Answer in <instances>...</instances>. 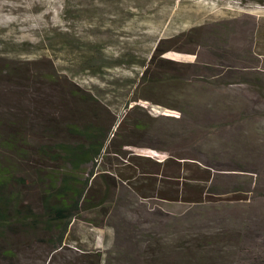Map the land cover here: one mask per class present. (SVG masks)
<instances>
[{
    "label": "rangeland",
    "instance_id": "374dc122",
    "mask_svg": "<svg viewBox=\"0 0 264 264\" xmlns=\"http://www.w3.org/2000/svg\"><path fill=\"white\" fill-rule=\"evenodd\" d=\"M14 5L23 10L7 16L10 30L22 27L16 19L44 21L30 41L0 32V119L19 127L32 156L66 122L116 130L137 108L128 118L150 129L125 125L92 192L97 202L109 185L112 201L83 212L61 251L40 230L8 235L0 264H87L97 252L127 264L119 256L139 238L152 264H264V92L252 82L264 79V0ZM183 117L199 123L191 151L175 136ZM169 157L182 162L178 176L162 174ZM26 202L38 203L35 191ZM182 246L194 255L175 252Z\"/></svg>",
    "mask_w": 264,
    "mask_h": 264
},
{
    "label": "trees",
    "instance_id": "16d2710c",
    "mask_svg": "<svg viewBox=\"0 0 264 264\" xmlns=\"http://www.w3.org/2000/svg\"><path fill=\"white\" fill-rule=\"evenodd\" d=\"M252 82H255L253 84L255 91L262 94L264 79L258 76ZM73 93L79 96L76 91ZM81 100L86 101V98ZM136 109L133 108L128 115L134 117ZM128 115L118 124L116 130L113 126L107 127L104 124H97L96 121L81 124L75 121L66 122L62 125L60 135L58 133L57 136L42 135L47 142L38 147L34 156L26 149V139L19 127L0 119V240L7 242L8 235L20 237L30 231L35 233L40 230L49 237L48 241L53 252L61 251L74 221L81 217L83 212L93 211L112 201L109 185L97 202L92 198V192L97 187L96 183L104 182L103 172L106 169H103V166L114 152L112 149L114 148L116 152L121 149L118 142L123 139L125 125H132L139 133L148 132L150 129L146 122L138 118L130 121ZM186 118L183 117L181 120L182 132L180 134L176 132L175 136L183 143L189 144L192 135H196L199 123L197 121L193 123L194 119L193 122L188 123ZM192 148L193 146L189 144L190 151ZM177 158L189 157L177 156ZM181 163L178 159L169 157L163 165H158L163 166V176L174 177L179 175ZM145 172V170L141 171V173ZM202 172L207 170L202 169ZM135 175L127 177L119 174L122 180L128 182H131ZM30 190L38 195V203L26 202V193ZM139 239H135L138 245L132 244L130 251L124 257L119 256L120 260L127 264L156 262L153 254L148 256V253L153 252L154 249L147 246L148 248L144 250ZM0 249L5 256L10 253L7 249ZM175 252L179 255L188 254V257L194 255L192 248L184 246L182 250L177 248ZM132 253H139L141 256L139 263L135 262ZM107 254L97 252L94 256L88 255L87 264H106L110 260ZM91 257L95 258L94 262ZM189 259L186 263H189ZM80 264L85 262L82 261Z\"/></svg>",
    "mask_w": 264,
    "mask_h": 264
},
{
    "label": "bare ground",
    "instance_id": "6f19581e",
    "mask_svg": "<svg viewBox=\"0 0 264 264\" xmlns=\"http://www.w3.org/2000/svg\"><path fill=\"white\" fill-rule=\"evenodd\" d=\"M12 1L13 2H8V1L6 2L4 0H0V32L11 31L10 35L13 34L12 37H15L16 36L15 34L21 33L23 34L24 40L30 41L32 40L33 34H36V32L41 28V25L44 23V21L40 17L27 18L26 20H23V21L16 19L15 22L18 24V26H22V27H17L13 30H10V27H9L10 22L6 19L7 16L10 14L18 13L19 11L23 10L21 7L14 5V2H19L21 0H12ZM23 7L29 8L27 6H23ZM33 10H34L33 7H31L27 9V12H32ZM32 22H36V25H32Z\"/></svg>",
    "mask_w": 264,
    "mask_h": 264
}]
</instances>
